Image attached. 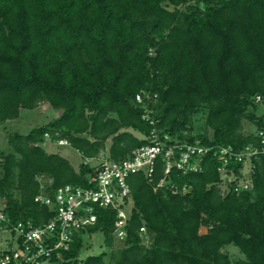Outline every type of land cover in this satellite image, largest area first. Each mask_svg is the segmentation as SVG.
Returning <instances> with one entry per match:
<instances>
[{"label": "trees", "instance_id": "16d2710c", "mask_svg": "<svg viewBox=\"0 0 264 264\" xmlns=\"http://www.w3.org/2000/svg\"><path fill=\"white\" fill-rule=\"evenodd\" d=\"M139 92L150 98L138 103ZM256 96L264 102V0H0V123L42 102L60 110L9 134L10 149L0 152L2 211L11 223L47 221L53 212L35 197L89 186L99 164L86 160L107 139V159L116 161L152 129L179 142L255 143L244 122L264 124ZM46 138L76 149L78 169L47 152ZM200 163L198 171L165 175L157 159L147 174H131L123 238L113 233L117 210L95 205V223L50 264H264V156L252 188L239 194L221 191L216 157ZM96 232L105 249L79 259L84 235ZM230 244L244 257L232 262L222 250Z\"/></svg>", "mask_w": 264, "mask_h": 264}, {"label": "built area", "instance_id": "2783aa9c", "mask_svg": "<svg viewBox=\"0 0 264 264\" xmlns=\"http://www.w3.org/2000/svg\"><path fill=\"white\" fill-rule=\"evenodd\" d=\"M145 98H150V95L140 92L135 95L138 103L144 102ZM255 101L264 106L260 96H256ZM150 112L151 109L144 105L143 118L152 124ZM251 132L256 142L235 149L231 145L179 142L172 140L168 134L161 136L159 131L152 129L146 136L147 142L134 148L126 158L101 161L95 173L89 177V186L65 184L55 192L53 198L38 194L35 201L47 205L53 212L51 218L39 225H34L30 220L11 223L2 211L3 203L0 202V264H50L52 255L69 249L77 231L95 223V205L117 210L113 233L122 239L132 207L127 178L136 172L147 174L157 159L163 162L166 175L172 168L182 173L198 171L202 158L212 154L219 162L218 185L223 193L233 191L239 194L251 189L256 161L264 156V124L255 126ZM59 143L66 141L59 140ZM234 164L241 166L235 170ZM163 183L162 179L157 186ZM140 230L144 231V227Z\"/></svg>", "mask_w": 264, "mask_h": 264}, {"label": "rangeland", "instance_id": "374dc122", "mask_svg": "<svg viewBox=\"0 0 264 264\" xmlns=\"http://www.w3.org/2000/svg\"><path fill=\"white\" fill-rule=\"evenodd\" d=\"M264 112V106L260 105L259 111L257 113L261 114ZM60 110L52 108L48 103L42 102L38 106L33 109H21L19 112V116L15 119L7 120L3 123H0V152L7 151L10 149L8 144V136L10 133L14 131H18L20 133H25L32 127L36 125H40L46 123L50 119L58 116ZM199 120L196 122L195 127L198 129H202L203 119L201 115L198 116ZM255 126L248 122H244V130L245 131H254ZM135 135L141 137L138 132H133ZM207 135H211V130L207 131ZM110 145V139L106 141V149L101 151L97 158L88 159L91 165L95 166L99 164L101 161L107 159L108 156V147ZM44 149L47 152H56L60 155L66 157L75 170L78 169L79 164L83 161V158L79 154V152L68 145L67 143H59L58 141L51 140L50 138H46L44 143L42 144ZM43 181V179H42ZM206 228L204 226L200 227V233H204ZM114 247L121 246V242L119 239H114L113 241ZM105 249L103 245V236L100 232H96L93 234H85L83 238V247L79 254V259L86 257L89 254H97L101 250ZM223 251L227 252L230 256L231 261H235L238 258H243L244 255L239 251L237 247L234 245H226L222 248ZM108 251V250H107ZM106 262L108 257L105 258Z\"/></svg>", "mask_w": 264, "mask_h": 264}]
</instances>
